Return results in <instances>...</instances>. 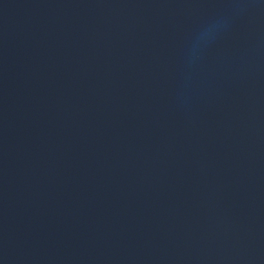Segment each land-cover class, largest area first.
<instances>
[{
	"label": "water",
	"instance_id": "95a60500",
	"mask_svg": "<svg viewBox=\"0 0 264 264\" xmlns=\"http://www.w3.org/2000/svg\"><path fill=\"white\" fill-rule=\"evenodd\" d=\"M24 6L46 264H264V0Z\"/></svg>",
	"mask_w": 264,
	"mask_h": 264
},
{
	"label": "clouds",
	"instance_id": "9594fccd",
	"mask_svg": "<svg viewBox=\"0 0 264 264\" xmlns=\"http://www.w3.org/2000/svg\"><path fill=\"white\" fill-rule=\"evenodd\" d=\"M217 28V24H210L208 25L201 33L198 35L196 44H200L201 42L206 41L208 38L212 36L215 29Z\"/></svg>",
	"mask_w": 264,
	"mask_h": 264
}]
</instances>
